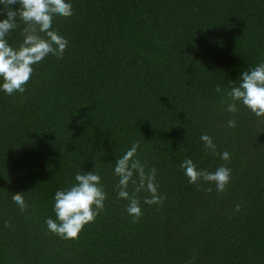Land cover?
I'll return each instance as SVG.
<instances>
[{
  "label": "trees",
  "instance_id": "trees-1",
  "mask_svg": "<svg viewBox=\"0 0 264 264\" xmlns=\"http://www.w3.org/2000/svg\"><path fill=\"white\" fill-rule=\"evenodd\" d=\"M70 2L52 25L63 54L34 65L24 92H0V264H264V116L238 101L226 111L240 72L264 61V0ZM23 28L6 37L14 47ZM133 142L163 197L137 192L136 219L112 171ZM185 159L228 168L224 190L189 183ZM93 169L104 207L61 239L44 223L53 194Z\"/></svg>",
  "mask_w": 264,
  "mask_h": 264
},
{
  "label": "clouds",
  "instance_id": "clouds-1",
  "mask_svg": "<svg viewBox=\"0 0 264 264\" xmlns=\"http://www.w3.org/2000/svg\"><path fill=\"white\" fill-rule=\"evenodd\" d=\"M11 5H16L15 8ZM4 15L0 17V92L11 95L22 93L25 84L33 74V66L42 63L49 56H61L68 41L52 28L56 17H70V0H0ZM24 23L21 29L22 39L17 46L6 39L15 29L17 20ZM230 101L226 104L227 112H235L236 102L246 107L255 116H264V61L248 70L240 72L238 81L226 93ZM229 127L235 121H227ZM200 140L205 149L214 152L215 145L207 134H201ZM138 142L115 159L113 175L117 177L116 196L127 201L125 212L133 219L141 215L137 192L146 191L145 204H159L163 199L157 193L154 168L145 172L144 165L135 158ZM228 152L220 153V158L227 160ZM189 183L202 179L213 183L218 192L223 191L228 183L230 170L224 166L214 171L198 169L191 159L180 164ZM135 174V177H134ZM133 184L132 193L128 191ZM106 193L100 184V176L93 170L78 171L73 176V183L65 189H57L53 194L52 211L55 219L45 218L46 229L61 239H76L83 226L92 222L104 207ZM13 203L23 211L24 199L20 194L13 197ZM238 208V206H237ZM11 228V224L5 225Z\"/></svg>",
  "mask_w": 264,
  "mask_h": 264
}]
</instances>
